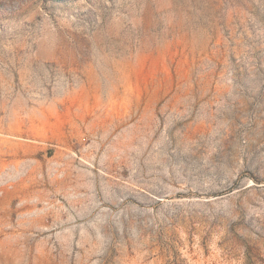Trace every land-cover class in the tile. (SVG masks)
<instances>
[{
    "label": "rangeland",
    "instance_id": "374dc122",
    "mask_svg": "<svg viewBox=\"0 0 264 264\" xmlns=\"http://www.w3.org/2000/svg\"><path fill=\"white\" fill-rule=\"evenodd\" d=\"M0 264H264V0H0Z\"/></svg>",
    "mask_w": 264,
    "mask_h": 264
}]
</instances>
